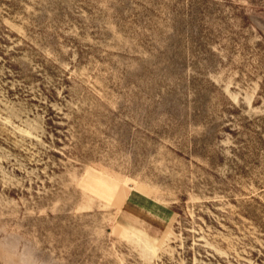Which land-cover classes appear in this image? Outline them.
Wrapping results in <instances>:
<instances>
[{"label":"rangeland","instance_id":"1","mask_svg":"<svg viewBox=\"0 0 264 264\" xmlns=\"http://www.w3.org/2000/svg\"><path fill=\"white\" fill-rule=\"evenodd\" d=\"M0 264H264V0H0Z\"/></svg>","mask_w":264,"mask_h":264}]
</instances>
